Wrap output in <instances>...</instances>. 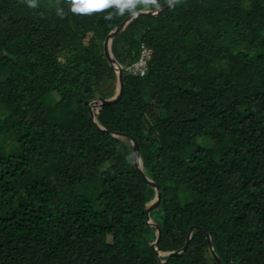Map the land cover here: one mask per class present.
Segmentation results:
<instances>
[{
    "label": "trees",
    "instance_id": "1",
    "mask_svg": "<svg viewBox=\"0 0 264 264\" xmlns=\"http://www.w3.org/2000/svg\"><path fill=\"white\" fill-rule=\"evenodd\" d=\"M128 15L0 0V264H217L198 228L222 264H264V0L136 15L110 51L127 66L145 46V74L92 108ZM108 131L137 142L153 225L155 190Z\"/></svg>",
    "mask_w": 264,
    "mask_h": 264
},
{
    "label": "water",
    "instance_id": "2",
    "mask_svg": "<svg viewBox=\"0 0 264 264\" xmlns=\"http://www.w3.org/2000/svg\"><path fill=\"white\" fill-rule=\"evenodd\" d=\"M170 4L167 3L165 6L161 7L160 9H158L156 12H153V11H143V12H140L139 14H142V15H154V14H158L162 11H164ZM138 14V15H139ZM136 16V15H135ZM135 16L133 15H128L121 23L118 27H116L115 29H113L111 32H109L107 34V36L104 38V41H103V53L106 57V59L108 60V62L115 68V72H116V75H117V91L115 92V94L111 97V98H108V99H102V98H99V102L97 103V107H101L103 105H110V104H114L115 102H117L120 97L122 96V93H123V78H122V73H121V68L120 66L118 65V63L112 58L111 54H110V42H111V39L124 27V25L130 21L131 19H133ZM91 116H92V112H90ZM109 133H111L112 135L114 136H125L127 137L131 144H132V150H133V153H134V156H133V164L134 166L136 167V169L138 170L139 174L141 175V177L146 181L147 184H149L151 187L154 188L155 190V193H156V197H155V200L154 202L146 208V219H147V223L150 224V225H153L154 223L151 222L149 220V213L159 204V200H160V192L158 190V187L155 183H153L151 180H149L148 178H146L141 170V162L139 161L138 157H139V152H138V145H137V142L135 141V139L126 134V133H118V132H111V131H108ZM195 227L194 226H191L188 230V233H187V237H186V241H185V244L183 246V248H185L186 244L188 243L189 241V238H190V235H191V231L194 229ZM200 231H202L205 235V238L207 240V244H208V248H209V252L212 256V258L215 260V262L217 264H222L221 261L219 260L218 256L215 254V252L213 251V248H212V245H211V241H210V238H209V235L202 229V228H198ZM159 240H160V229L158 226H156V239L155 241L152 243V247L153 249L157 252V246H158V243H159Z\"/></svg>",
    "mask_w": 264,
    "mask_h": 264
},
{
    "label": "clouds",
    "instance_id": "3",
    "mask_svg": "<svg viewBox=\"0 0 264 264\" xmlns=\"http://www.w3.org/2000/svg\"><path fill=\"white\" fill-rule=\"evenodd\" d=\"M21 2L27 4L28 7H30V8H37L39 6V0H21ZM166 2L169 3L170 5H175V4L179 3L180 0H166ZM67 3H69V5H70L71 12H73L75 14H81V15H91L93 13H101V12L107 11L108 9L114 8V9H116V14L124 15L125 13H128L130 15L135 16V15H138L140 12H143L145 10H149V6H152L156 9L160 8L159 0H67ZM57 14L60 16H63V8L62 7H59V6L57 7ZM112 16H113V14L109 13L107 16H105V19L110 20V19H112ZM110 54H111V51H110ZM139 55H140V53H139ZM138 58H139V56H138ZM138 58H137V60H138ZM137 60H135L134 62H136ZM134 62H132V63H134ZM147 62H148V60H147ZM118 65L121 68V73H122V71H126L125 68L128 66V65L127 66H121L119 63H118ZM113 69L115 72L114 67H113ZM146 69H147V63H146ZM115 74H116V72H115ZM134 76H137V75H134ZM116 78H117V76H116ZM98 102H99V98H98ZM150 221L153 222L152 220H150Z\"/></svg>",
    "mask_w": 264,
    "mask_h": 264
},
{
    "label": "built area",
    "instance_id": "4",
    "mask_svg": "<svg viewBox=\"0 0 264 264\" xmlns=\"http://www.w3.org/2000/svg\"><path fill=\"white\" fill-rule=\"evenodd\" d=\"M150 57V50L141 46L140 55L136 62L128 65L125 70L131 75L143 76L146 71V63Z\"/></svg>",
    "mask_w": 264,
    "mask_h": 264
},
{
    "label": "rangeland",
    "instance_id": "5",
    "mask_svg": "<svg viewBox=\"0 0 264 264\" xmlns=\"http://www.w3.org/2000/svg\"><path fill=\"white\" fill-rule=\"evenodd\" d=\"M73 26H70V27H67V25L65 26V28H64V31H68V28L70 29V28H72ZM18 30V29H17ZM117 76V75H116ZM105 89H107V90H109V91H114V94H115V92L117 91V78L115 77V79H112V80H108L104 85H102L100 88H98L96 91L98 92V91H100V90H105ZM113 94V95H114ZM112 95V96H113ZM111 96V97H112ZM92 101H96V104H94L93 106H92V108L93 107H97L96 105H97V102H98V98H94V99H92ZM82 187L84 188V189H90L91 187H93V185L92 184H89L88 182H84L83 183V185H82Z\"/></svg>",
    "mask_w": 264,
    "mask_h": 264
}]
</instances>
